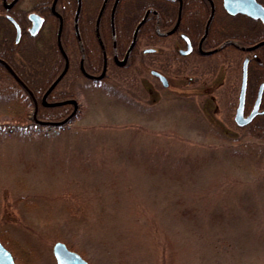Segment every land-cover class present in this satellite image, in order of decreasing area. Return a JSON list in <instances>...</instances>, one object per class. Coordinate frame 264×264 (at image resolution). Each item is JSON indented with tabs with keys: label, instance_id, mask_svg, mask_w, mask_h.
<instances>
[{
	"label": "rangeland",
	"instance_id": "rangeland-1",
	"mask_svg": "<svg viewBox=\"0 0 264 264\" xmlns=\"http://www.w3.org/2000/svg\"><path fill=\"white\" fill-rule=\"evenodd\" d=\"M169 43L142 84L70 79L80 113L63 130L15 133L0 100V229L25 264H56V242L89 264H264V138L201 110L238 95L235 57L173 61Z\"/></svg>",
	"mask_w": 264,
	"mask_h": 264
},
{
	"label": "flooded vegetation",
	"instance_id": "flooded-vegetation-1",
	"mask_svg": "<svg viewBox=\"0 0 264 264\" xmlns=\"http://www.w3.org/2000/svg\"><path fill=\"white\" fill-rule=\"evenodd\" d=\"M23 1L24 0H17L16 2L15 0H0V53L9 56L10 59H13L17 61V63L21 64V66L24 68L25 75L28 78H44L48 75H53L54 73L56 74L57 71H60V73H62V71L65 69L66 63H68L67 72L69 71V68L71 65L70 57L68 56L67 45H65V43L63 42L62 37H61V41H62L64 50L67 54V59L62 55V53H60L61 58L60 56L55 57L54 55H52L51 49H53V30H52L53 26L50 23H53L55 20H57L58 28L61 22L64 25L63 12L64 10L70 7L74 9L73 30H74V38H75V41L71 40L70 42L77 44L80 49L81 57L78 61V65L82 73V78L90 82H93L95 84H110L111 85L114 81H118L120 77L122 79L123 78L126 79L128 78L126 75L134 73L140 79L141 84L142 82H144L142 80V76H143L142 74L145 71V68H148L151 66L146 61V58L157 53L158 51L155 47H153L155 46L154 44L148 43L147 38L139 37L141 28L143 27L145 23L140 26L138 33H137V37H136V43L131 50H130V46L132 45V42L134 40V34L140 22L143 20L144 16L146 15V13L149 10H154L158 13V11L155 8L147 9L145 11L144 16L141 18V21L135 25V27L132 30V33H130L129 26L126 24H121L120 29H118L115 18L118 12L124 13L128 9L129 10L132 9V6H133L132 0H30L31 6L28 9L21 7V4ZM165 1L170 2L172 4L171 7L177 9L176 20L167 29H163L162 26L160 25L161 18L158 13V15H155L157 18L155 32L158 36H160L161 38H164V40L169 39V42H170L169 44L171 45L168 46V48H166L168 53H171L175 50L178 53V58H182L180 60L185 61L187 58L191 56L195 48L190 37L183 30H181V22H182L184 7L185 5L188 6L189 4H187L185 0H165ZM205 1L210 6V15L204 26V34L197 44V50L200 54H202L203 57H208V56H213L214 54L205 55L201 53L200 44H201V48L203 52H208L210 50H215L217 48L216 47V48H212L208 50L204 49V46L206 44L207 37L209 34L211 23L215 17L216 0H205ZM210 1H212L213 6H214V14L208 25L209 19L211 17V10H212ZM221 6L223 8V0L221 1ZM55 12H57L59 16ZM78 12H79V15L77 19V26H78L79 37L76 32V15ZM32 13L38 15L40 18L44 20L42 27L40 28L38 33H36L35 35H32L31 33L33 22L30 19V15ZM95 13H97V18L94 23L93 20H94ZM151 14L153 13L151 12L148 15L147 19L149 18ZM9 16L13 17L19 23V25L21 23L24 26L23 28L20 25V38H19L18 43H16V40L15 41L11 40L14 38L16 39L17 34H16V29L14 25L9 20ZM236 16H239V15H236ZM236 16H233V17H236ZM158 17H159V23H158ZM179 18H180V23L174 33L169 34L167 36H163L157 32V27L160 33L171 32L175 28ZM49 19L51 20L50 23H49ZM207 25H208V33L205 39H203L205 36ZM9 26L12 31L8 30ZM46 27L48 28L47 34H45V31H44ZM106 28H110V36L107 40L105 39V35H104V29ZM98 32L100 34L102 44L99 41V38L97 35ZM93 34L96 35L97 43L99 44V47L101 50V54H99L97 58L88 54L87 49L85 48L86 43L93 41L92 40ZM84 36L86 39H84ZM184 36L189 38L190 45L192 48L189 54L183 53L184 51L188 49V42L184 38ZM227 40H230V39H227ZM227 40L223 41L219 46H221ZM21 41L23 44L22 52L24 54L23 55H19L18 53L15 54L14 45L19 44ZM143 42L146 43L147 46L142 47V45H144ZM11 43L12 45H10ZM56 44H57V48L59 51L57 37H56ZM254 45L255 44L241 45V46L248 48ZM227 46H231V45H227ZM263 46L264 45L256 48L253 51H245V50H241L238 48L237 49L240 50L241 52H244L243 59H245L246 57L247 58L250 57V61H252V59L258 57V54L262 52V50L260 51L258 50L262 49ZM82 56H83V59H82ZM170 58L173 61H176L174 60L173 57H170ZM250 61H249V64H250ZM82 69L88 75L93 76V77L90 78L88 76H85ZM123 69H126V70H123ZM154 71L162 74L168 80V84L170 86L169 79L165 75L166 74L165 72L163 73L162 71L152 69L150 73L153 75ZM214 73L215 75H220V73L218 72H214ZM153 76H155V78L161 83L159 77H157L156 75H153ZM249 80L250 79H249V72H248V86L246 89L247 91H246L245 102H244V116L245 117H248L250 112L254 109L255 102L257 100L261 85H264V82L262 81L259 82L255 93L252 94V97L250 98L249 93H248ZM223 84H224V81H223V76H222L221 80L218 83L214 82L213 84L215 85V91L217 92V90L221 88ZM144 86L146 90H150L148 89L147 85H144ZM210 89L211 88H209V90ZM239 91H240V88L238 90V95L237 93L235 94V98H236L235 110L237 109L238 104H239ZM218 96H219L218 97L219 99L217 98L216 95L209 96L208 98H206V100L204 99V102L202 103L203 108H201V110L205 112H209L212 110H215V111L224 110L226 107V103L225 102L221 103L222 101L221 94H219ZM263 109H264V87L262 91V98H261V104H260V110H263ZM234 118L235 117H233L234 124L237 125ZM253 121L250 124L245 125L243 127H239L238 125L237 127L242 128V129L248 128L251 126ZM229 135H231V133L228 131V133L224 136L228 138Z\"/></svg>",
	"mask_w": 264,
	"mask_h": 264
},
{
	"label": "trees",
	"instance_id": "trees-1",
	"mask_svg": "<svg viewBox=\"0 0 264 264\" xmlns=\"http://www.w3.org/2000/svg\"><path fill=\"white\" fill-rule=\"evenodd\" d=\"M264 5V0H258ZM188 6L185 5L181 30H183L191 39L194 44V52L190 57L202 61L211 57L225 59L227 53H231L235 57L236 63L234 64V70L241 72V55L244 56V52H241L234 46H227L222 51L214 54L213 56L203 57L197 50V44L204 34V26L210 15V6L205 0H185ZM132 9L127 10L124 13H119L116 15L115 21L118 29H120L121 24H126L129 26V32L132 33L135 25L141 21L144 16L145 11L149 8H155L160 15V25L163 29H167L176 20L177 9L171 7V3L165 0H132ZM63 33L62 38L65 45H67L68 56L70 57V68L65 77L57 85V87L49 94L48 102H57L62 100H67L71 98H76V94L73 92V87L68 84L70 79L78 80L82 77L81 70L79 69L78 61L81 57V52L77 44L71 43L70 41H75L74 30H73V16L74 9L68 8L63 12ZM18 18V16H17ZM97 18V13L94 16V23ZM225 21L226 23H223ZM51 20L49 19V23ZM157 18L154 14H151L143 27L141 28L139 37H144L148 39V43L157 44L164 38L158 36L155 32ZM53 27V49H51L52 55L60 56L56 44V34L58 23L55 20L50 23ZM24 28V26L20 23ZM236 28L238 32H234L231 28ZM105 39L107 40L110 36V28L104 29ZM250 35H253V37ZM84 39L85 36H84ZM227 39L236 40L241 45H251L256 44L264 40V26L257 21H254L245 16H229L221 6V0H216V12L214 20L211 23L209 34L207 37L204 49H212L218 47L223 41ZM15 41V39H11ZM92 42H88L85 45L87 53L98 57L101 54L99 44L97 43L96 35H92ZM13 43V42H12ZM12 43L10 45H12ZM258 57L252 59L249 64V97L255 93L257 85L259 82H264V46ZM23 44L22 41L14 45V53L23 55ZM165 57L170 59L173 57L174 60L178 61V53L174 50L171 53H165ZM241 57V58H240ZM2 58L7 64H9L21 80L25 83L27 88L18 83L15 78L10 74L4 63L0 62V100L4 103L7 116L15 121V125L12 126V131L15 133L31 134L38 127L46 128L45 126L37 124L32 118V112L36 110L35 102H37V115L36 119L41 122H60L63 121L73 110L72 105H61V106H45L43 104V96L52 82L60 74L57 71L56 74L48 75L44 78H28L25 75L24 68L17 61L10 59L9 56L1 54ZM243 59V58H242ZM242 61V60H241ZM126 70V69H123ZM122 71V70H121ZM120 79H122L120 77ZM124 79V78H123ZM68 84V87H67ZM64 85V86H63ZM63 87V88H62ZM70 89V90H68ZM32 92H30V91ZM235 92L237 91L234 89ZM235 93L232 99L225 101L226 107L224 111L225 121L231 123L237 131H246L248 136L252 138H264V115L258 116L250 127L242 129L238 128L233 122V112L236 107ZM221 112V113H222ZM76 115L72 122L77 118ZM71 122V123H72ZM69 125H63L56 127L57 130H63ZM6 127V126H5ZM218 135V134H216ZM0 241L2 244L12 253L17 264H25L24 258L22 257V251L20 248L14 245V240L11 237L9 230L7 228L0 229Z\"/></svg>",
	"mask_w": 264,
	"mask_h": 264
},
{
	"label": "water",
	"instance_id": "water-1",
	"mask_svg": "<svg viewBox=\"0 0 264 264\" xmlns=\"http://www.w3.org/2000/svg\"><path fill=\"white\" fill-rule=\"evenodd\" d=\"M16 1L17 0H15V2ZM210 2H211L212 10H211V17L209 19L208 25H209V23H210V21H211V19L213 17V14H214V6H213L212 1H210ZM223 7L226 10V12L228 14H230V15H237V14L246 15V16L254 19V20H260L264 24V6L262 4H260L257 0H223ZM151 12L155 13L154 10H149L146 13L144 19L139 24V26H138L135 34H134V40L132 42V45L130 46V50L134 47V45L136 43V37H137V33H138V30H139L140 26L146 21L148 15ZM78 15H79V12L76 15V32H77V35L79 37L78 26H77ZM30 19L33 22V26L31 28V33H32V35H35L36 33H38V31L42 27V24H43L44 20L42 18H40L38 15H36V14H31L30 15ZM9 20L12 22V24L16 28L17 41H18V39L20 37V28H19L18 24L16 23V21L12 17H9ZM158 23H159V17H158ZM179 23H180V18L178 19V22H177L175 28L171 32L160 33L158 27H157V32L160 35H163V36H167L169 34H172L178 28ZM208 25H207V28H206V31H205V36H204L203 39H205V37H206V35L208 33ZM61 32H62V22L60 23L59 32H58V36H57V41H58V47H59L61 53L63 54V56L65 58H67L66 54H65V52L63 50L62 44H61ZM97 35H98L100 43L102 44L99 32H98ZM79 40H80V38H79ZM186 40L188 42V49L186 51H184L183 53L184 54H189L191 52L192 48H191V45H190V42H189L188 38H186ZM80 43H81V41H80ZM227 45H234L237 48L245 50V51H253L256 48L264 45V41L254 45V46H251V47L247 48V47H242V46L238 45L233 40H228V41L224 42L217 49L209 51V52H203L202 48H201V44H200V51H201V53H203L205 55H212V54L216 53L217 51L223 49ZM82 59H83V56H82ZM0 61H2V60H0ZM249 61H250V58H246L244 60V62H243L242 80H241L240 95H239V104H238V108L236 110V114H235V118H234L235 122L240 127L250 124L254 120V118L256 116L264 115V110H260L262 91H263V87H264V85H261L257 100L255 102L254 109L251 111V113L248 115V117L244 116V102H245L246 89H247V83H248V63H249ZM6 67L10 71L12 76L20 84H22L25 87L24 83L18 77V75L14 72V70L7 64H6ZM67 69H68V63H66L64 71L60 74V76L55 80V82L50 86V88L45 93L44 98H43V102H44V104H46L48 106H59V105H64V104H72L74 106V110H73L72 114L68 118H66L64 121H62L60 123H49V125L58 126V125L66 124L74 117V115L78 111V102L76 100H67V101H64V102H57V103H51V104L46 102V98L52 92V90L56 87V85L59 83V81L63 78V76L67 72ZM82 71L84 72L83 69H82ZM84 74L86 76L92 78V76H89L86 73H84ZM153 75H156L157 77H159V79L162 82L164 87H168V81H167V79L164 76H162L160 73L155 72V71L153 72ZM42 124L46 125L47 123H42ZM53 256H54V258L56 260V264H88V262L86 260H84L79 254L69 250L67 248V246L64 243H62V242H57V243L54 244V246H53ZM0 264H16L11 252L9 250H7L3 246L1 241H0Z\"/></svg>",
	"mask_w": 264,
	"mask_h": 264
}]
</instances>
